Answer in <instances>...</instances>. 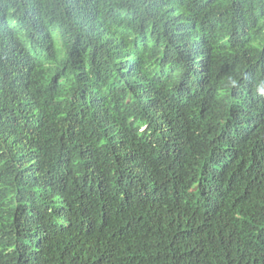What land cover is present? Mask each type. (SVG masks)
Returning <instances> with one entry per match:
<instances>
[{
    "label": "trees",
    "instance_id": "1",
    "mask_svg": "<svg viewBox=\"0 0 264 264\" xmlns=\"http://www.w3.org/2000/svg\"><path fill=\"white\" fill-rule=\"evenodd\" d=\"M0 264H264V0H0Z\"/></svg>",
    "mask_w": 264,
    "mask_h": 264
}]
</instances>
